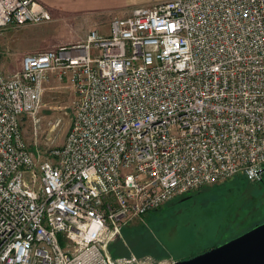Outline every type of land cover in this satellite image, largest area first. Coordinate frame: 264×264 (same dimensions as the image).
I'll use <instances>...</instances> for the list:
<instances>
[{
    "label": "built area",
    "instance_id": "obj_1",
    "mask_svg": "<svg viewBox=\"0 0 264 264\" xmlns=\"http://www.w3.org/2000/svg\"><path fill=\"white\" fill-rule=\"evenodd\" d=\"M51 21L35 0H0V32ZM51 76L73 120L45 156L23 124L36 131ZM263 169L264 0L137 7L108 36L0 66V264H153L112 255L124 225Z\"/></svg>",
    "mask_w": 264,
    "mask_h": 264
},
{
    "label": "rangeland",
    "instance_id": "obj_2",
    "mask_svg": "<svg viewBox=\"0 0 264 264\" xmlns=\"http://www.w3.org/2000/svg\"><path fill=\"white\" fill-rule=\"evenodd\" d=\"M41 26L8 28L0 32V66L5 75L21 68L28 53L82 42L91 31L103 36L108 24L51 15ZM107 20V19H105ZM65 82V81H64ZM43 96L39 123L33 131L30 121L23 124L29 150L47 155L64 144L73 120V92L54 76L49 78ZM59 125L51 131V124ZM264 223V173L261 181L249 183L235 177L223 183L176 197L159 209L129 221L121 228L120 239L112 244L114 257H148L153 264H171L198 256Z\"/></svg>",
    "mask_w": 264,
    "mask_h": 264
},
{
    "label": "crops",
    "instance_id": "obj_3",
    "mask_svg": "<svg viewBox=\"0 0 264 264\" xmlns=\"http://www.w3.org/2000/svg\"><path fill=\"white\" fill-rule=\"evenodd\" d=\"M50 15L65 14V17L91 20L97 25L108 24L113 18L129 17L133 9L147 7L168 0H35ZM107 19V20H105ZM98 32V31H97ZM99 33V32H98ZM102 35L101 33H99ZM87 38V36H86ZM82 40L84 42L86 40ZM74 42L68 45H72ZM67 44H62L64 46ZM32 53V52H31ZM35 53V52H33Z\"/></svg>",
    "mask_w": 264,
    "mask_h": 264
},
{
    "label": "water",
    "instance_id": "obj_4",
    "mask_svg": "<svg viewBox=\"0 0 264 264\" xmlns=\"http://www.w3.org/2000/svg\"><path fill=\"white\" fill-rule=\"evenodd\" d=\"M171 264H264V223L198 256Z\"/></svg>",
    "mask_w": 264,
    "mask_h": 264
}]
</instances>
